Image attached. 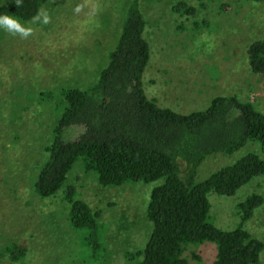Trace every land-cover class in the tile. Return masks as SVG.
Instances as JSON below:
<instances>
[{
	"label": "rangeland",
	"instance_id": "374dc122",
	"mask_svg": "<svg viewBox=\"0 0 264 264\" xmlns=\"http://www.w3.org/2000/svg\"><path fill=\"white\" fill-rule=\"evenodd\" d=\"M9 1L0 0V6ZM130 1L47 0L35 20L21 23L33 30L26 39L0 28V264H13L4 252L12 243L27 251L17 264H80L67 258L77 242L60 194L40 199L32 190L57 117L54 104L41 94L84 89L97 81ZM177 1L139 0L150 48L142 78L146 97L161 108L187 114L206 109L215 97L235 95L264 114V74H253L246 56L249 45L264 38V3L183 0L195 9L187 18L172 11ZM255 147L208 156L197 170V181ZM68 184L106 226V264H134V254L143 250L151 232L145 210L155 184L102 187L80 161ZM254 194L263 203L243 228L264 243V178H254L232 197L209 194L213 225L235 229L240 221L236 206ZM215 256L211 243L189 246L183 254L188 264H212ZM259 264H264V250Z\"/></svg>",
	"mask_w": 264,
	"mask_h": 264
},
{
	"label": "trees",
	"instance_id": "16d2710c",
	"mask_svg": "<svg viewBox=\"0 0 264 264\" xmlns=\"http://www.w3.org/2000/svg\"><path fill=\"white\" fill-rule=\"evenodd\" d=\"M46 2L22 0L17 7L10 0L0 6V15L28 23ZM172 11L187 18L195 14L183 0ZM145 25L139 0H131L97 81L84 89L41 94L42 100L54 104L57 117L32 190L40 199L60 194L77 242L66 253L69 261L106 264L108 260L106 226L68 184L69 173L80 161L83 171L93 174L102 187L155 184L145 210L151 232L143 250L134 254V264H188L183 257L186 249L204 243L216 247L212 264H259L264 243L252 238L243 225L262 205V196L251 195L236 206L240 221L231 231L211 222L208 196L232 197L254 178H264V160L259 156L264 155V114L235 95L215 97L206 109L187 114L148 99L142 87L150 61ZM246 56L250 71L264 74V38L252 42ZM247 145L257 148L197 181V170L208 156H230ZM4 252L13 264L22 262L27 253L15 243L6 245Z\"/></svg>",
	"mask_w": 264,
	"mask_h": 264
},
{
	"label": "clouds",
	"instance_id": "9594fccd",
	"mask_svg": "<svg viewBox=\"0 0 264 264\" xmlns=\"http://www.w3.org/2000/svg\"><path fill=\"white\" fill-rule=\"evenodd\" d=\"M17 7L21 6L22 0H14ZM81 6H77L75 11L79 12ZM36 19L35 17L33 18ZM45 22H48L47 17H45ZM0 28H3L6 32L11 35L19 34L21 38L26 39L33 34L31 28L24 27L17 19L13 18L10 15H0Z\"/></svg>",
	"mask_w": 264,
	"mask_h": 264
}]
</instances>
